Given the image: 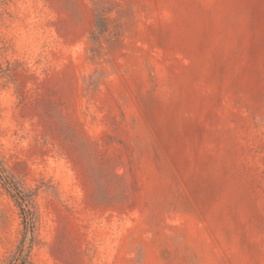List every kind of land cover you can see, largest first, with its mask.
<instances>
[{"label":"rangeland","instance_id":"obj_1","mask_svg":"<svg viewBox=\"0 0 264 264\" xmlns=\"http://www.w3.org/2000/svg\"><path fill=\"white\" fill-rule=\"evenodd\" d=\"M0 264H264V0H0Z\"/></svg>","mask_w":264,"mask_h":264},{"label":"trees","instance_id":"obj_2","mask_svg":"<svg viewBox=\"0 0 264 264\" xmlns=\"http://www.w3.org/2000/svg\"><path fill=\"white\" fill-rule=\"evenodd\" d=\"M98 16H99V14H98ZM99 18H100V21L103 22V21H102V18H101V17H99ZM99 18H98L97 25H99ZM100 24H101V23H100Z\"/></svg>","mask_w":264,"mask_h":264}]
</instances>
